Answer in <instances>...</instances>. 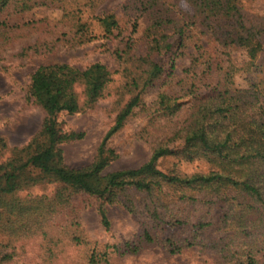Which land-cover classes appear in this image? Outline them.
Wrapping results in <instances>:
<instances>
[{
    "label": "trees",
    "instance_id": "16d2710c",
    "mask_svg": "<svg viewBox=\"0 0 264 264\" xmlns=\"http://www.w3.org/2000/svg\"><path fill=\"white\" fill-rule=\"evenodd\" d=\"M12 1L0 0V15ZM153 2L157 4L156 21L153 29L144 33L145 50L135 51L133 40L122 38L121 46L113 51L116 69L101 62L84 68L60 62L41 64L32 72L25 99L40 106L44 116L38 134L24 146L13 148L0 162V194L16 192L26 174L33 171L41 179H53L62 189L108 202L128 186L150 196L168 188L179 193L176 199L162 202L166 215L152 208L143 216L146 227L140 237L146 242H157L170 253L196 246L229 263L264 264V42L259 32L245 25L238 0H205L202 4L192 0L186 16L190 18L198 7L207 20L204 33L193 43L187 41L192 33L185 21L174 19L164 3ZM97 20L108 35L120 32L114 14L98 15ZM11 27L0 16V45ZM239 49L245 55L240 64L232 55ZM184 56L188 64L177 94L158 95L167 120L182 117L169 123L173 126L144 163L105 173L116 157L108 141L139 104V93L164 73L165 80L171 79L177 60ZM116 73L122 79L118 103L128 98L102 137L93 162L85 168H70L63 161L61 144L81 138L82 133L62 131L57 115L63 111L73 114L93 104L105 94ZM243 74L242 83H237V76ZM183 97L186 101H178ZM177 141L184 158L205 159L211 165L209 171L180 175L160 170L157 160L172 154L170 146ZM3 201L10 212L13 205ZM126 208L134 209L130 203ZM193 210L195 215L190 217ZM98 214L107 227L102 206ZM105 252L106 248L101 249L100 256ZM100 260L93 248L88 264Z\"/></svg>",
    "mask_w": 264,
    "mask_h": 264
},
{
    "label": "rangeland",
    "instance_id": "374dc122",
    "mask_svg": "<svg viewBox=\"0 0 264 264\" xmlns=\"http://www.w3.org/2000/svg\"><path fill=\"white\" fill-rule=\"evenodd\" d=\"M158 1L170 9L174 19L180 18L191 29L188 42L202 36L207 25L202 9L196 7L190 18L185 14L192 7V0ZM236 5L245 25L259 32L264 42V0H238ZM156 10L153 0H13L0 15L12 26L0 45V162L13 148L24 146L39 132L44 112L25 99L30 75L39 65L66 62L84 68L101 62L114 70L118 64L113 51L122 38L133 40L135 51L145 50L144 33L153 29ZM106 13L116 16L119 33L116 30L108 35L100 26L97 17ZM232 55L238 64L245 60L241 49ZM187 64V56L179 58L171 79L165 80L164 73L139 93V104L108 141L116 157L105 167V173L144 163L173 126L169 123L182 117L167 120L158 95L177 94ZM243 77L244 74L237 76V83H242ZM121 82L116 73L105 94L93 104L73 114L63 111L57 115L62 131L82 133L81 138L61 144L68 167L85 168L95 159L102 137L128 98L118 103ZM170 147L172 154L157 160V167L163 172L190 175L209 171L211 165L205 159L184 158L179 152L180 142ZM33 172L26 174L16 192L0 194V264H88L87 256L93 248L101 257L96 264H233L203 253L196 246L170 253L161 244L140 237L146 227L143 216L150 214L152 208L166 215L162 202L176 199L179 192L165 188L150 196L128 186L108 202L71 188L62 189L53 179H41L37 171ZM3 200L13 205L10 212L1 204ZM128 203L134 207L132 212L126 208ZM100 206L105 210L107 227L100 221ZM194 213L193 210L190 217ZM103 248L106 252L100 256Z\"/></svg>",
    "mask_w": 264,
    "mask_h": 264
}]
</instances>
